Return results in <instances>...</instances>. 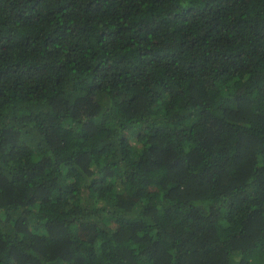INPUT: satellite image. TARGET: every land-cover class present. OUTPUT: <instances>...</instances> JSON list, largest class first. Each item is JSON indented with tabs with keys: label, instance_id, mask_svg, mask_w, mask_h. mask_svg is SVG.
<instances>
[{
	"label": "trees",
	"instance_id": "1",
	"mask_svg": "<svg viewBox=\"0 0 264 264\" xmlns=\"http://www.w3.org/2000/svg\"><path fill=\"white\" fill-rule=\"evenodd\" d=\"M0 264H264V0H0Z\"/></svg>",
	"mask_w": 264,
	"mask_h": 264
}]
</instances>
